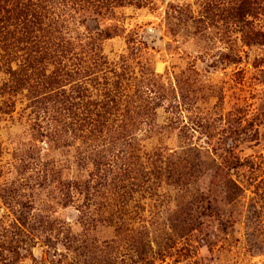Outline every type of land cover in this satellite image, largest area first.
I'll return each instance as SVG.
<instances>
[{
    "label": "rangeland",
    "instance_id": "374dc122",
    "mask_svg": "<svg viewBox=\"0 0 264 264\" xmlns=\"http://www.w3.org/2000/svg\"><path fill=\"white\" fill-rule=\"evenodd\" d=\"M0 11V264H264V0Z\"/></svg>",
    "mask_w": 264,
    "mask_h": 264
},
{
    "label": "trees",
    "instance_id": "16d2710c",
    "mask_svg": "<svg viewBox=\"0 0 264 264\" xmlns=\"http://www.w3.org/2000/svg\"><path fill=\"white\" fill-rule=\"evenodd\" d=\"M7 12V11H6ZM9 12V11H8ZM0 14H1V11H0ZM28 46H30L31 48L32 47H36V49H39L41 47V43L40 42H35L34 40H32V38L28 41ZM134 114L136 116H141L139 115L138 112H134Z\"/></svg>",
    "mask_w": 264,
    "mask_h": 264
}]
</instances>
